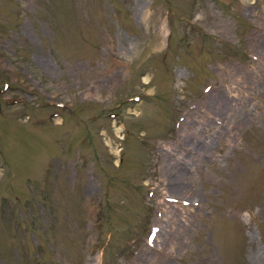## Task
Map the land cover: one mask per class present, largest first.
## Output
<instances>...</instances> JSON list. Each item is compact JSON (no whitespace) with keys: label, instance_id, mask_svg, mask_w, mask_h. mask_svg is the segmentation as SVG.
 <instances>
[{"label":"rangeland","instance_id":"374dc122","mask_svg":"<svg viewBox=\"0 0 264 264\" xmlns=\"http://www.w3.org/2000/svg\"><path fill=\"white\" fill-rule=\"evenodd\" d=\"M0 264H264V0H0Z\"/></svg>","mask_w":264,"mask_h":264},{"label":"bare ground","instance_id":"6f19581e","mask_svg":"<svg viewBox=\"0 0 264 264\" xmlns=\"http://www.w3.org/2000/svg\"><path fill=\"white\" fill-rule=\"evenodd\" d=\"M219 101V100H218ZM206 148V150L208 149V147H205ZM197 161H199V160H197ZM184 175H186V176H184L183 178H182V176H181V182H182V185L179 187L180 189L179 190H177V191H183V190H185L186 188H187V186H190V185H192V182L190 181L189 183H186V182H184L185 180L187 181V179H193V176H188L189 174H184Z\"/></svg>","mask_w":264,"mask_h":264}]
</instances>
